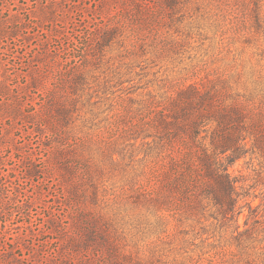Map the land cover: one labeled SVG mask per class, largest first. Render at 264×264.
I'll return each instance as SVG.
<instances>
[{"label": "rangeland", "instance_id": "374dc122", "mask_svg": "<svg viewBox=\"0 0 264 264\" xmlns=\"http://www.w3.org/2000/svg\"><path fill=\"white\" fill-rule=\"evenodd\" d=\"M50 2L0 0V23L9 22L8 30L18 33L0 34V79L12 103L0 102V180L5 185L0 198V264H76L89 256L95 264L111 260V249L71 250L80 231L74 223L76 212L65 206L62 184L54 175H26L30 165L44 170L53 162L51 133L39 134L37 122L12 121L7 113L19 105L24 115L44 107L45 91L25 89L34 74L32 59L45 52L43 45L48 55L58 56L63 70L89 58L93 82L101 85L93 99H83L78 107L82 123L92 132L100 131L92 138L86 135L83 145L102 183L103 207L113 219L102 226L116 237L120 264H264V228L238 244L233 225L196 219L181 200L156 212L138 203L148 164L142 135L155 131L151 103L190 85L216 87L242 100L264 96V0H59L54 7L63 12L54 23L26 31L31 17L23 8L34 10ZM137 3L141 10L135 9ZM53 29L65 33L57 38ZM105 29L113 40L96 50ZM104 86L106 91L101 90ZM75 162L84 174L88 163ZM259 164L248 156L231 167L254 206L264 198ZM249 214L246 210L239 219L242 230ZM54 225L57 232L51 230Z\"/></svg>", "mask_w": 264, "mask_h": 264}, {"label": "trees", "instance_id": "16d2710c", "mask_svg": "<svg viewBox=\"0 0 264 264\" xmlns=\"http://www.w3.org/2000/svg\"><path fill=\"white\" fill-rule=\"evenodd\" d=\"M58 1L51 0L47 5L42 3L34 10L23 8V14L27 13L31 17L27 23L30 28L26 27V31L41 29L42 23H54V17L63 12H57L58 9L54 7ZM134 6L137 10L142 9L138 3ZM6 24L0 23V34L17 36L18 33L8 30L9 22ZM23 24L21 21L20 26ZM53 30L52 35L57 38L65 33ZM112 40L110 30H102L95 43L96 50L104 48ZM43 46L45 52L38 53L32 59L36 63L34 74H31L30 83L25 89L31 87L45 91L44 107L24 115L19 105L7 113L12 121L23 119L30 123L37 122L36 132L39 134L51 133L49 149L53 154V162H47L45 171L30 165L26 175L29 178H37L41 174L44 177L54 175V180L62 184L67 197L65 206H71L76 212L74 223L80 231V234L75 233L71 250H88L91 247L99 248L98 252H108L111 249L112 252L108 254L111 260L107 263L120 264L116 237L109 227L102 226L103 223L113 222L109 211L103 207L104 196L100 192L102 183L94 175L83 145L86 135L92 138L100 131L94 130V133L89 125L82 123L83 117L78 107L83 99H93L101 85L93 82L95 72L86 63L89 58L63 70L57 60L58 56L48 55ZM53 79H56L55 86L50 83ZM101 90L106 91L107 87ZM4 100H8L7 106H12L6 82L0 79V102ZM150 108L154 113L152 121L155 131L150 134L145 130L142 135L148 145L145 154L148 164L142 173L146 181L138 190V203L156 212L181 200L196 219L208 218L225 226L233 225V238L238 244L263 233L264 210L261 212L260 208L264 207V198L262 204L254 206V201L250 200L252 196L240 185V179L231 172V167L248 156L252 160L258 159L261 168L258 178L264 185V96L259 100H242L216 87L209 89L190 85L180 89L174 96L151 103ZM46 109L50 114L48 117L43 114ZM86 146L89 147L87 143ZM77 159L88 163L83 169L84 174L79 172L80 166L75 162ZM47 169H52V173H47ZM4 186L0 180V198ZM246 210L250 214L245 218V229L242 230L239 219ZM206 212L210 213L209 217H200ZM160 220L164 221L162 218ZM51 230L57 232L58 228L54 225ZM67 261L63 264H71ZM76 264L95 263L89 256Z\"/></svg>", "mask_w": 264, "mask_h": 264}]
</instances>
